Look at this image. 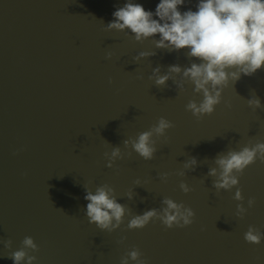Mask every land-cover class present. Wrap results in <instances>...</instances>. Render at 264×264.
Returning <instances> with one entry per match:
<instances>
[{
	"label": "water",
	"instance_id": "95a60500",
	"mask_svg": "<svg viewBox=\"0 0 264 264\" xmlns=\"http://www.w3.org/2000/svg\"><path fill=\"white\" fill-rule=\"evenodd\" d=\"M133 2L155 12L160 0ZM125 3L0 0V264H14L8 256L25 236L39 246L34 264H120L133 246L147 264H264V240H244L249 225L264 232V163L248 166L231 191L217 193L214 177L207 175L218 153L264 141V108L247 104L254 90L264 105V66L242 75L234 87L230 82L215 111L198 120L185 108L203 98L194 85L186 82L180 90L173 79L165 87L149 79L157 66L160 74L172 64L190 66L195 58L186 55L187 48H156L159 34L141 43L133 34L106 30ZM197 3L185 0L178 8L196 11ZM140 51L155 55L137 61ZM161 116L175 126L154 137V158L146 161L134 151L128 156L131 149L123 141ZM116 146L124 158L109 168L104 153ZM191 157L198 161L195 170L183 169ZM181 170L184 176L178 175ZM165 172L167 181L158 176ZM182 180L193 190L184 193ZM103 183L116 189L118 202L133 214L162 207L165 196L185 195L194 222L166 228L156 220L127 230L131 217L126 216L120 228L101 231L85 215L84 186L95 191ZM236 187L248 209L242 219L235 215L241 203L232 198ZM130 190L132 199L126 196ZM250 197L255 204L248 208ZM9 238L11 249L2 242Z\"/></svg>",
	"mask_w": 264,
	"mask_h": 264
},
{
	"label": "clouds",
	"instance_id": "9594fccd",
	"mask_svg": "<svg viewBox=\"0 0 264 264\" xmlns=\"http://www.w3.org/2000/svg\"><path fill=\"white\" fill-rule=\"evenodd\" d=\"M183 4L185 0H160L155 12H152L145 10L140 3L126 0L122 7L112 13L114 19L105 28L124 32L126 36L133 34L132 38L141 43L159 34V39H154L153 44L160 49L179 51L187 48L186 55L199 62L193 61L187 67L169 65L164 74H160V66H157L149 79L158 87H165L166 82L173 79L180 90H185L186 82L194 85V93L202 94L203 98L199 102L190 100L185 108L200 120L215 111V106L221 103L223 89L230 82L234 87L242 75L252 76L264 66V0H198L196 11L188 9L181 12L178 6ZM150 55L155 53L140 51L134 59L138 61ZM111 57L112 52H108L106 58ZM174 74L181 75V79L176 80ZM109 83H112L111 77ZM247 104L253 109L264 108L254 90ZM228 107H231L230 103ZM174 126L172 121L161 116L148 130L125 139L124 147L131 149L128 156L134 151L144 160H152L157 151L154 137H164L166 131ZM104 156L107 158L106 166L113 168L117 159L124 158V152L116 146L111 147L110 152L106 151ZM257 160L264 163V141L256 140L253 143L249 140L239 150L228 149L218 153L214 160L216 166L210 167L207 173L214 177L212 187L217 193L220 190L231 191L239 185V178L245 169ZM197 163V158L191 157L184 162L183 169L195 170ZM185 174L183 170L178 172L180 176ZM168 175L166 172L158 174L164 181H167ZM134 183L140 185L141 181L136 179ZM84 187V199L88 201L85 215L88 222L96 224L101 231L112 232L120 228L126 216L131 217L126 225L127 230L142 229L156 220L166 228H184L194 222L195 212L191 207L167 196L161 200L162 207L133 214L126 204L118 202L116 189L111 184H100L95 191ZM179 187L184 193L193 190L183 180ZM133 195L132 190L126 193L128 199H132ZM232 198L241 201L236 205L235 215L242 219L248 210L242 203V188L236 187ZM247 204L251 208L255 204V197L248 198ZM126 239V236H122L118 243L123 244ZM244 240L250 244H260L264 240V232L255 225H249ZM2 242L6 248H12L11 238ZM38 251L39 246L34 238L25 236L21 247L11 251L8 257L14 264H34L38 257L33 253ZM129 260L135 264H147V259L143 258L137 246L121 257L120 264H129Z\"/></svg>",
	"mask_w": 264,
	"mask_h": 264
},
{
	"label": "bare ground",
	"instance_id": "6f19581e",
	"mask_svg": "<svg viewBox=\"0 0 264 264\" xmlns=\"http://www.w3.org/2000/svg\"><path fill=\"white\" fill-rule=\"evenodd\" d=\"M174 194V193H173ZM172 199H174L175 201H177V202H183L186 206H189V200H188V198H187V196H170ZM182 199V200H181ZM163 244H164V242L163 241H158V245H159V247H161L162 248V246H163Z\"/></svg>",
	"mask_w": 264,
	"mask_h": 264
}]
</instances>
